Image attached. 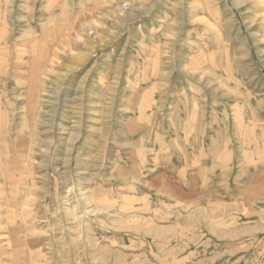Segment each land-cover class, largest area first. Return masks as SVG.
Listing matches in <instances>:
<instances>
[{
  "label": "rangeland",
  "instance_id": "1",
  "mask_svg": "<svg viewBox=\"0 0 264 264\" xmlns=\"http://www.w3.org/2000/svg\"><path fill=\"white\" fill-rule=\"evenodd\" d=\"M253 5L0 0V264H264Z\"/></svg>",
  "mask_w": 264,
  "mask_h": 264
},
{
  "label": "bare ground",
  "instance_id": "2",
  "mask_svg": "<svg viewBox=\"0 0 264 264\" xmlns=\"http://www.w3.org/2000/svg\"><path fill=\"white\" fill-rule=\"evenodd\" d=\"M234 4H235V6H237V7L239 6L237 2L234 3ZM253 6H254L255 11H259V10H260L261 12L264 11V7H259V6H257V5H253ZM237 7H236V8H237ZM259 21H260L261 27L264 28V15L260 16V20H259Z\"/></svg>",
  "mask_w": 264,
  "mask_h": 264
}]
</instances>
